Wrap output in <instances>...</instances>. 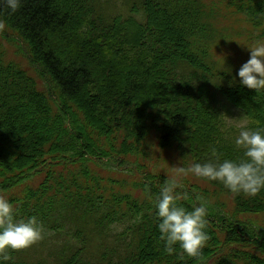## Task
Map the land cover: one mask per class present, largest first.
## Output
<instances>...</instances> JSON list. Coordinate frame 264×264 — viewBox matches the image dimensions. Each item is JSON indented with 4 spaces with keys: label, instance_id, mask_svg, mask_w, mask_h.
Segmentation results:
<instances>
[{
    "label": "trees",
    "instance_id": "obj_1",
    "mask_svg": "<svg viewBox=\"0 0 264 264\" xmlns=\"http://www.w3.org/2000/svg\"><path fill=\"white\" fill-rule=\"evenodd\" d=\"M228 17L264 35V0H22L14 14L0 4V39L18 38L46 82L6 61L0 40V194L17 219L36 216L45 229L5 264H200L164 251L151 175L129 188L88 163L124 166L150 136L185 167L243 156L221 131L212 92L248 127H264V91L212 58ZM200 179L198 196L229 213L207 203L202 264H264V231L243 219L264 214V191L246 197ZM180 203L190 210L194 197Z\"/></svg>",
    "mask_w": 264,
    "mask_h": 264
},
{
    "label": "clouds",
    "instance_id": "obj_2",
    "mask_svg": "<svg viewBox=\"0 0 264 264\" xmlns=\"http://www.w3.org/2000/svg\"><path fill=\"white\" fill-rule=\"evenodd\" d=\"M0 4L14 14L22 6V0H0ZM244 46L250 50V58L239 68L240 84L256 90L259 95L264 91V41ZM220 127L228 134L227 138L235 149L243 151V156L192 162L187 167H176L177 174L218 181L233 194L256 197L264 191V127L237 125L238 134L234 136L230 121H225ZM180 187L176 179H166L160 186L154 203L160 240L164 242L167 254L176 253L181 260L186 255L202 264V250L208 240V205L203 198L196 196L190 210L184 207L180 202L187 200L189 194L178 191ZM14 213L8 198L0 194V264L12 260L10 251L27 249L45 236L43 223L36 216L17 219ZM177 246L182 252H177Z\"/></svg>",
    "mask_w": 264,
    "mask_h": 264
},
{
    "label": "rangeland",
    "instance_id": "obj_3",
    "mask_svg": "<svg viewBox=\"0 0 264 264\" xmlns=\"http://www.w3.org/2000/svg\"><path fill=\"white\" fill-rule=\"evenodd\" d=\"M221 14H226V11L224 9L221 10ZM219 26L218 29H220L219 31H223L224 36L212 47V58L219 66L223 65L224 68L221 70H227L229 76H238L239 68L250 58V50L244 45H250L256 41H264V35L258 37V31L257 36L252 37L253 33L255 34V30H252L244 22L236 23L233 18L229 17ZM0 40L6 61L19 65L29 75L35 78L40 88H44L46 82L40 77L38 68L31 64L28 53L18 38L8 32L3 34V38ZM229 76H225V79ZM212 93V99L216 100L217 106L220 108L222 123L230 121L232 124L231 133L233 136L237 135V125L248 126L247 118L239 109L218 99V94L215 91ZM224 135L228 139L226 132H224ZM144 144L141 149V155L129 157L124 162V166H121L119 163L120 159L115 157H111L110 160L106 159L108 162L104 160L98 163L97 166L92 163H88V166L102 176L106 183L108 181H121L122 184H126L130 188V183L133 180L139 179L140 177L145 179V176L151 175V179L154 180L153 182L156 185L161 186L166 179H176L181 184L178 191L186 192L193 197L201 193V189L206 184L200 178H196L191 174L187 177H181L177 174L176 167H185V164H183L184 162L181 161V156L174 148H159L154 136L146 139ZM223 200L225 201L224 198ZM205 202L209 203L216 213L228 217L229 213L227 209L219 208L218 205H215L212 198L206 199ZM246 218L243 217V219L247 220V225L253 228L256 236H262V231H264V214L249 216V219ZM125 227V223H116L112 226V230L119 233Z\"/></svg>",
    "mask_w": 264,
    "mask_h": 264
}]
</instances>
